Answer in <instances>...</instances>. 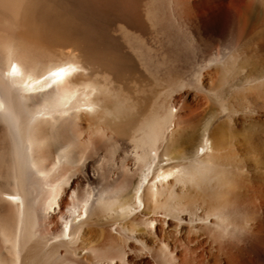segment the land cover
Segmentation results:
<instances>
[{
    "label": "bare ground",
    "instance_id": "obj_1",
    "mask_svg": "<svg viewBox=\"0 0 264 264\" xmlns=\"http://www.w3.org/2000/svg\"><path fill=\"white\" fill-rule=\"evenodd\" d=\"M214 1L215 7L200 12L193 11L192 0H164L165 6L148 11L167 42L168 27L188 30L180 31L190 45L170 51L175 63L167 71L168 81L181 92L134 126L132 118L110 126L109 119L131 108L112 88L114 80L110 86L93 76L97 65H91L86 51L60 57L47 51L60 36L47 21L50 0H0V264H124L118 243L112 240L107 251L101 244L109 243L112 231L124 237H119L123 243H138L127 230L152 226L159 208L205 237L188 239L193 246H182L187 256H170L167 264H220L222 257L234 264L236 240L264 241V207L258 202L264 187L246 176L252 164L264 172V137L249 134L255 131L252 125L234 133L229 124L253 95L264 93V0ZM138 18L146 24L141 14ZM182 35L176 38L185 42ZM118 49L132 63L138 61L123 42ZM150 64V72L154 66L160 70ZM212 74L225 98L200 117L188 147L189 131L180 136L175 130L207 111L187 105L185 89L203 91ZM84 124L92 131L83 137ZM99 151L110 152V165L104 163L100 175L89 173L92 155ZM105 177L111 179L98 192L82 190ZM127 219L131 227L123 224ZM206 246L210 263L194 255Z\"/></svg>",
    "mask_w": 264,
    "mask_h": 264
},
{
    "label": "rangeland",
    "instance_id": "obj_2",
    "mask_svg": "<svg viewBox=\"0 0 264 264\" xmlns=\"http://www.w3.org/2000/svg\"><path fill=\"white\" fill-rule=\"evenodd\" d=\"M163 1L164 0H100V1L99 0H94V1L93 0H54V1L50 0V3H49L50 4L49 5V9H50L49 17L50 18H48L47 21L50 20L55 26L57 31L58 29H60V31L57 32L58 36L59 35L60 36L57 38V40L56 38L54 39V41L56 40L55 41L56 43L53 41L51 45L48 47L47 51L54 50V53L56 54V56L59 55L58 57L65 56L67 53L76 54L77 56H80L83 53V51L84 52L86 51L85 52L86 58L93 60L92 62L91 60L88 59L91 65L98 66V67L95 66V68L93 67V71L96 70V72L94 71L93 72L94 75L93 74L92 75L95 77V75L97 74L98 82H102V83L109 82L108 84L110 86H113L115 84L116 88H115V85L112 88L125 101V103L129 106V108H131V112L129 109V113L123 115V117L121 116L119 118L117 117L118 119L117 118L109 119L108 120L109 124L111 123L110 126L117 124V123L119 124L118 121H120V124H121L128 118L130 119L132 118L131 122L134 123L133 124L134 126L137 122L141 120L142 117L145 118L146 116H148V114L151 115L153 113L159 112V108L161 104L166 103L167 101H169V99L172 96L178 95V93L181 92V89H177V87L172 86L170 81H168L167 71L173 65V63H175V62H172L173 61V58H172L173 54H171L172 51L181 50L187 47L188 44L190 45L189 41L186 40L188 30L182 27H180L178 30V28L176 29V26L168 27V30L170 32H168V42H167V39L165 38L166 36L164 34V30H162V28L159 27L158 24L155 23L158 20L151 14L148 15L149 13L148 11L160 9L162 6H165V3ZM203 1L204 0H192L194 4V6L192 5V7L193 9H195L193 11L200 12V10L201 11L205 10V7L206 8L209 6L212 7V5L213 7H215L214 2L216 1L214 0H205L206 2H203ZM98 4L100 5L104 4V5L101 7ZM203 4H204V7H203ZM58 9L61 10L62 13L61 11L58 13L59 11ZM140 14H141V18H144L143 21L146 24H143L141 23V21H139L138 15ZM126 20H128L129 22ZM132 20L134 21L132 22ZM131 22L133 23V25ZM138 22L143 25L141 24L139 25ZM129 25H132V26L129 27ZM177 30L179 31V33ZM180 30H184V32H186L187 30V33L184 34V32ZM61 32L63 33L59 34ZM182 34L185 37L184 38L185 42H188L187 44L185 42H180L179 40H177L176 37L177 36L179 37ZM72 35L73 37H71ZM173 38L174 40H172ZM120 42H123L124 44H126V46L132 51V54L136 52L135 53L136 55L133 54V56H135L133 58L135 60L138 59V61L132 63L131 60L127 58V56H125L123 53L119 51L118 43ZM178 42L182 44H179ZM182 45H183V48H182ZM166 47L167 48L171 47V48L167 49ZM79 48L81 50L83 48L84 50L81 51L79 50ZM167 51H168V54H167ZM85 53H83V56ZM164 53H166L167 56ZM96 62L97 64H95ZM169 63H172V64H169ZM135 64H139V65H135ZM149 64L159 65L158 67L160 68L158 69L160 70L158 71L157 68L154 66V68H151V72H150L148 70ZM134 67L136 69H134ZM209 78H210V80L208 81L209 85L206 86V89H204L203 91L192 89V88L185 89V91L188 92V96L185 100L186 104L192 107L197 106L198 108L202 110L205 109V111H207V113L204 112L203 116L197 117L198 119L195 117L194 120L192 119L191 121H188L189 123L187 122L188 124L183 126V128H180L177 130H175L174 128L176 132L179 133L180 131L179 133L180 136H185L186 132L189 131V134L188 132L187 134L191 138L192 137L193 138L191 139L188 136V141L185 144L186 146L188 145V147L190 146L189 144H191L192 141L195 139L196 137L195 134L196 135L198 134V130L200 127L199 125H201L202 123L201 118H204L208 116L209 114H211L212 113L211 111H213L212 109L215 110L216 105L218 106V102L225 98L224 89H219L220 80L217 77V74L216 75L212 74V76H210ZM113 80H114V84L111 83L113 82ZM215 93L220 94L221 97L217 99L216 97L217 95H215ZM252 97L254 98H250V102L248 101L246 105V110L243 109L242 111L237 112L236 114H233L234 116L232 115L230 117L229 124L231 125V127H233L234 133L235 131L241 133L243 129H246L248 127L247 125H252L255 131L253 132L250 131L248 133L249 134L253 133V134L264 137V130H262V132L260 131L261 125L264 126V93L261 98L259 97L257 98L256 95H253ZM214 103L215 104L217 103V104L215 105ZM130 113H133V114H130ZM190 123L192 126L189 127L188 125H190ZM88 127L86 124L82 125L83 137L92 131V126L88 125ZM191 127H193L194 129L193 132L191 131L192 130ZM184 128H185L184 130L185 132L184 131L182 132L181 130H183ZM176 132H174V135L176 134ZM85 146H86V143L84 141V145L82 146L83 149L85 148ZM129 146H131V143H129ZM112 148L109 150L110 151L113 150ZM108 152L106 153L110 154V152L109 153ZM106 153L103 151H99L98 154L92 155V158L90 161L93 163L90 162V164L87 167V171L89 173H95V174L98 173V175H100L99 171L104 170L102 169L103 167L110 165L109 161L111 159L109 158V155L106 156L107 155ZM94 156L97 159H93ZM83 158L84 157H82V159ZM80 159H78L79 161L77 160L78 162H76V168L78 169L82 168ZM112 159H114L115 163L117 162L116 158H112ZM99 161H102L103 163L102 162L99 163ZM263 161H264V158H263ZM104 163L107 165H105ZM98 164H100L99 169H98ZM263 170H264V166H263ZM78 171H80L79 173H81L82 169ZM104 176L106 175L104 174ZM246 176L249 180H252V182H256V184L260 185L261 187H264V172H258L255 165L252 164V166H250L249 170L246 171ZM109 179L108 177H105V180L102 179L103 183L101 180L100 184L98 185L86 186L83 184L85 187L83 188V185H82V188H83L82 190H85V189L89 190V187H90L91 190L98 192V190H100L99 188L101 185H107L109 183L108 182ZM105 182H108V183H105ZM176 190L178 192L179 187H177ZM263 196H264V188H263ZM260 199H258L259 200L258 202H260L264 207V197L261 200ZM164 212L166 211L160 208L156 209L155 212H153L152 216L154 215L155 216L154 217L151 216V217L153 220L154 219L155 220L154 222H152L153 223L152 226H150L151 224L150 225L145 224L146 225L145 227V225L142 224L143 228H142V225L140 228L139 224L141 223H139L137 225L139 226L137 228L138 229L140 228L139 230H137L136 227L135 228L132 227L134 231L137 230L136 232L131 230V228L129 229L130 231L127 230L126 234L127 233H128L127 235L132 234L134 238L138 239L137 240L138 243L136 241L133 242L130 240L128 241L125 240L126 243H123L122 241L124 240V237H121L120 234H117L114 231H112L113 233L110 232V234L112 233L111 235L112 236L114 235V236L110 237L111 240L108 241L109 243H106L108 239L105 240L106 242L105 243L103 242L101 244V248L107 251L109 250L108 245L110 244V242H112V240L114 241L113 243H118L116 244L117 247L118 248L122 247L121 251L125 253L123 254L125 257V259L123 260L124 264H167L168 263L167 259H169L170 256L184 258L187 255H185L184 251L182 250V246H185L188 244L190 246H193L192 245L193 242L192 244L191 242L188 243L189 240H194L197 237V239L203 241L205 240V237L201 233L198 235L196 233L195 234L196 237H195V235L191 232L187 224L178 223L179 221L177 219L172 218V217L171 219L168 216V213L167 212L164 213ZM127 220L128 221H123V224L126 225V227L128 225H130L129 227H131L132 219H127ZM147 226L148 227L150 226L151 228L150 227L147 228ZM132 231L134 233H132ZM119 237L121 238L122 241L119 240ZM97 240H98V236H96L94 240L93 239L90 240L91 245L95 244ZM146 247L149 248L147 249L149 250L147 252L145 250ZM235 247L236 249L239 247L240 248L236 250L237 251L236 253H238L239 255H237L238 260H236V262L234 261V264H242L243 262H244L243 264H264V241H262L261 244H255L254 242H248V243L245 242L244 244L243 242L241 243V241L236 240ZM152 248H154L155 250ZM240 251L242 252L243 256L241 255ZM164 252H167L165 253L167 255L170 253L171 254L168 255L169 256L168 257L167 255H164ZM161 255H163L162 256L163 258L160 257ZM194 255H195V258L198 259L200 262H203V261L204 263L211 262V260L209 259V253L207 250V246L204 248V250L197 249ZM241 256L243 258L240 259L241 261L240 262L239 257ZM221 261H222V264H228L227 260L223 259V257L221 258ZM221 261H220V264H221ZM231 263L233 264V261H231Z\"/></svg>",
    "mask_w": 264,
    "mask_h": 264
}]
</instances>
